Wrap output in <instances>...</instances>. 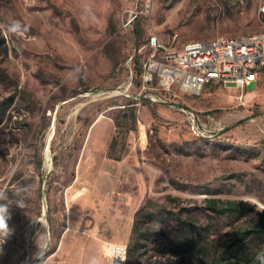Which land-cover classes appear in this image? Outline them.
Wrapping results in <instances>:
<instances>
[{"label":"rangeland","instance_id":"374dc122","mask_svg":"<svg viewBox=\"0 0 264 264\" xmlns=\"http://www.w3.org/2000/svg\"><path fill=\"white\" fill-rule=\"evenodd\" d=\"M263 31L264 0H0V192L10 209L35 199L2 264H108L106 242L127 243L126 264L245 252L233 238L264 210V69L244 93L155 91L167 102L139 75L150 35L180 46ZM182 107L223 128L197 136ZM211 197L254 208L217 214Z\"/></svg>","mask_w":264,"mask_h":264},{"label":"built area","instance_id":"2783aa9c","mask_svg":"<svg viewBox=\"0 0 264 264\" xmlns=\"http://www.w3.org/2000/svg\"><path fill=\"white\" fill-rule=\"evenodd\" d=\"M176 35H174V38ZM148 53L139 75L140 88L148 92L152 101L167 102L155 91L169 92L174 88L189 94H198L213 82L233 83L246 91L264 69V31L210 39H197L174 46L163 42L158 35L148 37ZM191 131L197 136L211 137L213 130L223 126L214 115L202 114L182 107ZM14 240L10 235L0 241V264ZM104 255L109 264H126L128 245L123 242H106Z\"/></svg>","mask_w":264,"mask_h":264},{"label":"trees","instance_id":"16d2710c","mask_svg":"<svg viewBox=\"0 0 264 264\" xmlns=\"http://www.w3.org/2000/svg\"><path fill=\"white\" fill-rule=\"evenodd\" d=\"M134 118L136 117L134 116ZM207 202V208L217 214L244 215L254 208L253 205L245 206L243 200L224 201L220 198L211 197L207 199ZM233 244L239 248L246 246L247 250L234 256L214 257L211 261L212 264H264V259L258 258L264 254V210L259 213L257 219L252 221L249 227L243 229L239 235L233 238Z\"/></svg>","mask_w":264,"mask_h":264},{"label":"crops","instance_id":"0c3cea01","mask_svg":"<svg viewBox=\"0 0 264 264\" xmlns=\"http://www.w3.org/2000/svg\"><path fill=\"white\" fill-rule=\"evenodd\" d=\"M253 82L256 83L257 79L255 81H253ZM40 166H41L40 165V160H38V162H36V164H33V166H32L33 169L32 170L30 169V172H33V175L31 176L30 173L28 175H25V179H27V181L30 182V184L28 185V188L31 189V190L25 192V196L27 194L30 196V194L35 192L36 189L39 190V186L41 185V182H42V178H41V175H40V172H39ZM13 197L15 198L16 196L14 195ZM34 200H33V203L30 200H28L26 203H24V205H25L24 208H20V207L16 208V206L14 204H13V207H12L13 209L9 208L10 219L8 220V222H9L8 225H9V228L11 229L12 233H13V226H15V222L14 221H18L19 219H20V221H24L25 219H31L33 217V215H34V206H35ZM15 209H18V210L14 211ZM17 214H19V215H17ZM39 219H41V218H39ZM13 235H14V233H13Z\"/></svg>","mask_w":264,"mask_h":264},{"label":"clouds","instance_id":"9594fccd","mask_svg":"<svg viewBox=\"0 0 264 264\" xmlns=\"http://www.w3.org/2000/svg\"><path fill=\"white\" fill-rule=\"evenodd\" d=\"M19 29H20V26L17 24L13 26L12 31L14 32L19 31ZM6 200H7V197L5 196V194L3 192H0V241L2 242L11 233V229L9 228V225H8V220L10 219V213H9L10 204L7 202H2ZM15 203L20 208L25 207L24 202L22 200H17ZM258 258L264 259V254H261V256Z\"/></svg>","mask_w":264,"mask_h":264},{"label":"bare ground","instance_id":"6f19581e","mask_svg":"<svg viewBox=\"0 0 264 264\" xmlns=\"http://www.w3.org/2000/svg\"><path fill=\"white\" fill-rule=\"evenodd\" d=\"M47 151H49V149H48ZM45 152H46V151H45ZM49 154H50V153H49ZM49 160H50V156H48V160H46V156H45V166H48V165L50 164V161H49ZM45 212H46V211H45ZM45 212H44V213H45ZM44 213H43V214H44ZM40 218L42 219V217H40ZM43 220H44V219H43Z\"/></svg>","mask_w":264,"mask_h":264}]
</instances>
